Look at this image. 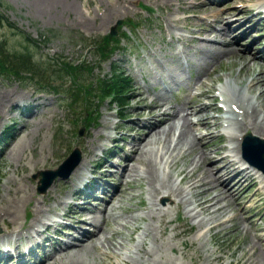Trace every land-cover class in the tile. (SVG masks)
<instances>
[{
  "label": "rangeland",
  "instance_id": "374dc122",
  "mask_svg": "<svg viewBox=\"0 0 264 264\" xmlns=\"http://www.w3.org/2000/svg\"><path fill=\"white\" fill-rule=\"evenodd\" d=\"M165 1L168 0H138V4L135 5L133 4L135 0H52L51 5L42 6L43 0H0V3L4 5V8L0 7V10L8 21L14 23L16 27L23 30L32 38H38L40 33L52 34L49 41L45 43L47 44L46 46L44 44L42 47L29 46V50L34 55L35 61L46 63L48 59L56 55L72 60L84 59L91 66H99V68L93 70V74L99 75L101 73L100 76H103V74H110L112 64L106 62L98 65L93 58L94 53L88 51L87 48L81 47L80 42H76L77 40L80 41V36H87L90 40L102 38V36L108 33L110 26L114 25L117 19L136 14L146 15L142 12L144 6L151 8L154 13L157 12L155 16H158V12H161L162 7L165 6ZM190 1L195 0H188L187 2ZM249 1L251 0H234L229 7L232 8L233 4L245 5ZM170 2L175 4L174 8L176 6L179 9L183 8L188 15L194 13L192 11L195 8L189 7L187 9L188 5L185 2L181 4L182 0H170ZM70 3L72 4L71 7ZM173 12L176 13V11ZM160 15L163 16L162 20H164L168 17L169 13L165 12ZM177 15V18L185 16L178 12ZM158 27L157 20L152 16L141 30H145L142 34L143 40L140 36L138 38L135 37L131 43L133 48L130 52L114 56V60H117L121 64L120 66H123L131 76H133V73L128 61L129 58L137 57V54L141 52L149 55L157 54L155 52H158L159 55L166 59L171 55V48L164 45L161 41ZM14 32V30L8 28L5 24L0 23V39H5L11 46L9 48L13 49L16 46L17 49H20L27 46V43H23L25 36L21 37ZM234 35L236 33L232 32L229 38L226 37V39L233 38ZM191 36L194 37L193 35ZM206 36L214 37L215 34L211 33ZM241 44H243L242 41L236 42V46L240 49H242ZM250 49L252 48L249 47L242 50L245 52ZM219 58L218 61H211L208 64V66H212L210 69H205V71L200 73L203 76L200 91H206L208 87L215 84L213 89L215 90V94H212V96L217 95L222 100H219L218 105H222L223 109L220 110L218 109L219 107H215V113L210 112L209 115L216 120L219 119L220 123L223 122L221 117H225L228 124H231L230 127L235 129L233 120L236 115L243 117L241 115L242 111L245 114L249 107L253 105L258 111L257 116L260 119H264V100L260 104V98H258L261 93L260 97L264 99V93H262L264 85H257L250 91L246 89L243 98H241L234 95L230 91L231 88L225 84V81L228 80L227 78L230 77L231 79L237 77L246 80L247 78L243 76L246 70L244 67L249 66L250 71L248 74L253 73V70L262 72L264 70L263 67L261 65H254L255 62L249 61L248 57L243 59L240 54H234V56L229 57L221 56ZM247 62L250 64L247 65ZM137 67L144 68L143 65H137ZM207 72L208 75L206 74ZM222 73H224V79ZM134 80V88L129 93V103L124 112L128 114L126 117L127 123L124 126L126 130L123 132L126 135V141H119L115 144L118 145L117 152H120L119 148L123 146L124 150L128 149L129 152H127L130 153L133 144V139L130 136L134 135L138 137L142 134V131L138 130L141 123L138 122L137 118L140 117L141 113H147V109L144 110V107L150 104L151 93L159 91L156 85H154L152 78V84H149L144 79L148 86L147 91L150 92L148 94L144 92L145 86L138 83L136 78ZM59 82L54 81L53 83L58 84ZM27 84H20L19 86V82L17 81L0 79V92H11L15 96L13 100L15 106L20 100L21 103L26 104L28 103V99H26L28 97L23 95L30 92V87ZM66 85L72 86L69 83ZM77 85H80V82ZM138 91L143 94L139 96ZM186 93V91L185 93H181L180 98H169L168 104L170 106H181L188 99L185 97ZM19 96L22 97L18 98ZM46 96H49L53 100L50 101L52 105L58 99V97L51 94H47ZM86 104L85 97H80L77 104L78 108L73 113L74 116L70 115L66 107L60 108L57 104L51 106L54 107L53 109L50 108L52 111L45 113H40L43 110L42 106L38 109L32 108L30 112L28 111L29 113L17 108L15 113L19 115L12 114V111L7 112V107H3L0 110V132L4 126L14 124V122L18 123L14 125V132L20 130L19 134L15 135L16 142L9 139V141L0 144V202L4 201L0 205L2 209L0 212L5 213L2 206L8 201L10 204L5 206V208L8 207V210H12L11 204L13 203L15 204V208L19 207L21 213L20 218L16 221V227L28 224L29 218L33 217L31 210L34 205L42 207L39 201L43 200L42 196L44 195L36 192L38 179H33V175L38 170H45L46 167L56 168L74 148H79L82 155V149L84 148V151H86L88 145L91 146L90 139L95 134L102 133L108 136L111 133L113 135V130L111 128L105 129V125L108 124L110 127H114L122 122L116 124L119 107L105 102L99 108L100 117L98 121L92 123L91 127L86 128L83 124L79 123V118L81 115H84L87 109ZM2 105L0 101V106ZM234 108L237 112L234 111ZM35 110L38 112L32 115V112ZM172 110H175V108ZM174 112H176L174 114L176 116L168 127L165 126L164 132L160 134V139L155 144L149 146V150L146 148L142 150V156L145 159L151 158L152 163L155 159L157 161V170L155 169V185L157 187L165 182L174 188H179L178 186L184 188L185 185L180 182V169L187 167V165L190 166L189 168L194 167L196 161L199 159L198 156L203 150L208 152L224 147L227 144V133H225V128H223L221 123L218 127L210 130L211 134L209 138L201 141V143L206 144H202L201 147L196 146V149L190 154H187L185 148L177 150V137L179 136L181 124L184 121L183 118L185 117L191 123H195L196 117H192L190 114L186 116V111H182L181 107H178ZM35 120L37 121L34 122ZM130 121L135 122V124L130 123ZM186 122L188 123L187 120ZM172 124L173 130L169 134L168 128ZM23 125L26 126H24V130L22 131ZM192 129L193 135L196 134L198 137L203 136L202 131L205 129L197 126H193ZM248 129L264 137V133L256 131V129L250 126ZM78 130H82L81 136L76 135ZM114 136H119V134L116 133ZM218 137L222 138L219 142ZM18 140H22V143H24L21 150H19L20 145L17 148L15 147V144L19 142ZM169 141H174V144L169 143ZM109 145L111 146L109 154L106 155V161L108 160V162L116 165L118 164L117 158L112 157L113 152H115V145L111 142ZM3 148L5 150L2 152ZM10 151L13 155H10ZM15 151L16 157L14 156ZM183 153H185V156L181 158ZM102 160H105V158H102ZM173 160H178L176 166L168 168ZM121 162L127 164L123 160ZM211 167L214 169L215 165L211 164ZM205 168H207V165L202 163L200 168H196V174H200V170ZM131 174L132 176L126 180L132 181L135 178L134 182L122 186V196L117 197L119 202L117 199L112 210H110L109 206L107 207L109 211L104 212L106 215H103V221H95L94 217L97 213L92 214L93 218L91 220L93 222L103 224L99 235L100 240L97 242L98 247L96 249L88 247L90 254L86 259L74 254L73 250H69L65 256L61 255L57 257L52 264H250L247 262V257H245L249 250L256 252L253 258L258 257L257 264H264V250H261V246H264V215L261 214L263 222L260 223L259 216H255L258 210H261L258 208L257 212L255 211V207L259 206L260 202L255 203L257 200L256 196L251 197L253 193L251 188L245 192V197H239L232 204L222 193V189L214 188L216 190H212L209 194L210 197L217 194L218 191L222 194L221 200L215 205L220 210L214 213L205 212L200 215L198 213L197 218H192L187 212L189 209L196 208V206L189 196H186V198L193 203L189 202L190 207H187V209L185 205L181 204H177L175 209L173 200H177V198L174 197H171L172 199L170 198V200L164 197V206L161 207L153 202L159 199L157 198L159 194L156 195L147 183V177L150 176L147 166L138 164L137 171ZM121 180L122 178L115 180V185ZM63 184H65V181L56 180L51 187H56V189L57 187L61 188ZM162 192L164 193L165 190H162ZM48 194H51L50 190ZM57 196L64 195L57 194ZM14 197L16 198V202L12 200ZM18 199L21 200V203H19ZM247 199L251 201H247ZM53 205L54 203H51V206ZM48 207L50 208V206ZM157 208H162L161 213L165 225H162L163 221L159 217V214L154 213V210ZM81 214L83 218L85 216L83 215L84 212H81ZM231 217H233L232 221L226 222L216 229L209 230L211 224ZM10 222L12 223V221ZM162 229H164L163 232H161ZM174 229L176 230L174 231ZM109 253H113L112 256H109Z\"/></svg>",
  "mask_w": 264,
  "mask_h": 264
},
{
  "label": "bare ground",
  "instance_id": "6f19581e",
  "mask_svg": "<svg viewBox=\"0 0 264 264\" xmlns=\"http://www.w3.org/2000/svg\"><path fill=\"white\" fill-rule=\"evenodd\" d=\"M183 1L188 5V7H191V8L194 7V4H192L191 2H187V0H183ZM51 3H52V0H43L41 5L47 6V5H51ZM259 3H264V1H260ZM71 6H72V4L70 3V7ZM226 9H229V8L224 7L221 10L220 9L216 10L214 8L202 7V8H195L194 11L195 12H203L207 16L212 15L213 18L219 17L218 23L220 25H225L226 29L228 30L231 25L229 23H225V20H227V18H230L231 16H234L233 15L234 10L227 11ZM236 10H238V9H236ZM201 31L203 33H211V32H213V28L210 25H206V27L201 29ZM225 37H223L221 40H215V39L212 40V45L216 46V44L219 43V44H222L224 46V48H222V49L220 47L216 46L217 47L216 50L212 51V53L214 55L217 54L218 56H220V55L221 56L222 55L223 56H231L234 54L235 49L233 47L229 46V42L226 41ZM209 40L210 39L204 38V39H201V42H207ZM209 51H211V50H209ZM257 85H264V70L261 73L255 74L253 76V78L249 81V83L246 85V87H243V88L239 87V90H237V91L241 94V92H244L245 89L250 91V90L254 89V87H256ZM262 93H264V90L262 91ZM19 97H21V96H19ZM14 98H15V96H13L11 92H0V101L3 104L2 106H0V110L3 109V107H7L8 110H10L12 108V105H13L11 102L14 100ZM259 98H260V104H261L264 99L262 97H259ZM158 100L160 101L159 97H158ZM161 102L162 103H158L156 105H150V108H151L150 110L153 111L156 109H163V103L164 102L163 101H161ZM248 110H249V112L244 117V120H242L241 127H249L250 126L259 132H264V122H262V121H264V119L261 121H258L259 120L258 116H257L258 111L255 109V107L253 105L251 107H249ZM196 112H198V111H196ZM151 116H152V119L157 118L156 120L158 121V123L154 127H146V126L144 127V129H143L144 130V137L142 139H138L135 142L136 146L134 145L135 147L132 148L130 154L127 155V160L131 164L129 166L127 165L126 167H124L122 169V172L125 174L123 177L124 178L131 177L130 174L137 171V165L138 164L147 166L148 172L150 174V176L147 177L148 178L147 183L149 184L150 188L153 189V191L156 195L160 194V190H165L164 193H166L167 195L171 194V195H175V196H178L179 194H182L185 192H190V198L193 197L195 199V203H196L195 205L198 208V213H200V214H203L205 212L214 213V212L220 210V208L215 207V205L218 201L221 200L222 194H220L219 191L217 194H215L212 197H210V194H209V192L211 193L212 190H216L214 188L222 189V193L225 195V197L228 200H230V203L231 204L234 203V201H236V199H233V194L240 187L239 183L241 181V175L235 174L233 172L232 166L235 164V161L230 159V157L228 155L227 156H221L219 149L213 150L209 153H205L204 151H202L200 153V155L198 156L199 159L196 161L194 167L189 168L190 166L187 165V167L180 169V174H181L180 182L185 185V187L182 188L183 191H181L179 189V188H181V186H178L179 188H174L165 182L163 184H160L159 187H157L155 185V173L157 170V161L155 159V160H153V163H152L151 158L145 159V157L142 156V150L145 148L149 150V146H151L152 144H155V142H157L160 139V134H162L164 132V130L161 132L159 127L163 126L164 123H169V121L171 120V117L168 116L167 113H165V110H163L158 115H154L152 113ZM36 121L37 120H35L34 122H36ZM212 121H214V120H212ZM201 122L203 123L202 125H204V126L210 124L207 122V120H201ZM198 124L201 125L200 123H198ZM192 126L193 125L189 121L187 123L184 120L181 124L179 136L177 137L178 143L176 145V149L178 150V149L186 148L187 154H190L191 152H193L196 149V146L198 145L197 137L193 136L192 132H191ZM172 130H173V126L168 128L169 134L172 132ZM97 135H98L97 137H100L99 134H97ZM107 139H110V138L108 137ZM233 139H236V136H233ZM169 143L174 144V141H169ZM16 144H15V147L17 148L18 145H20L19 150H21L22 145L24 143H22V140H21V141L17 142ZM94 145H95V143H94ZM10 155H13L11 151H10ZM212 155L217 157V162L212 161L213 160ZM14 156L16 157V151H15ZM87 156L89 158H92L93 152H91V151L87 152ZM175 161L176 160H173V164L176 166L177 162H175ZM82 162H85V160L83 159ZM202 163H205L207 165V168L200 170V174H196V170H197L196 168H200ZM173 164L171 163V165H169L168 168L172 167ZM211 164L216 165L217 166L216 169H212ZM81 168H82V166L80 167V170H81ZM80 176H82V175L79 171L77 174V177L79 178V180L81 178ZM224 177L227 178L226 180H229V179L235 180V183L233 184V187H232L234 189L233 192H231V188H228V186H227L228 184H227L226 180L225 181L221 180ZM129 182L130 181L125 180L123 182V186L128 185ZM121 184H122V182H121ZM122 193H123L122 190H120V188H118L115 196L116 197L122 196ZM15 197L12 200L16 202ZM116 197L113 196L108 201V204L110 205L111 209L114 206L113 199H116ZM18 201H19V203H21V200L18 199ZM3 202L4 201H1L0 205H2ZM118 202H119V199H118ZM7 203L2 206V208H4V210H5V213L0 212V221H5L6 219H8V220L16 223V221H18V219L20 218V213H21L20 209H19V207L15 208V204L13 203V204H11L12 210H8V207L5 208V206H8L10 204V202L8 204ZM1 210L2 209L0 208V211ZM33 211H34V215H35V220L40 219L42 212L44 211V208L39 207L38 205H34ZM6 213H7V215H6ZM187 213L189 214V216L194 215L193 211H191V210H188ZM232 220H233V217L226 219V220L216 222V223L212 224L210 229L212 230V229H216L218 227H221L226 222H230ZM95 221H97V217H95ZM86 222H87V220H82L81 224H85ZM98 227L102 228L100 225L97 226V224L95 223L94 228H96L99 231ZM98 231L92 232V233H88V232H84V231L78 232L77 235L81 236V237H79L77 239L75 245H73V247H72L73 253L77 254L79 257H81L83 259H86L90 254V250L88 247H93L94 249H96L95 241L97 239L99 240V237L97 236ZM163 231H164V229H162L161 232H163ZM173 249H174V247H173ZM147 254H148V252H147ZM255 254H256V252H254L253 250H249L247 252V254L245 255V257H247V262H249L250 264H257L258 263L257 262L258 257H255V259L253 258V256H255ZM148 256H150V255H148Z\"/></svg>",
  "mask_w": 264,
  "mask_h": 264
},
{
  "label": "trees",
  "instance_id": "16d2710c",
  "mask_svg": "<svg viewBox=\"0 0 264 264\" xmlns=\"http://www.w3.org/2000/svg\"><path fill=\"white\" fill-rule=\"evenodd\" d=\"M99 49L101 50V49H103V47H99ZM14 57L15 56H13L12 59ZM16 62H17V64H16V70H17L18 67L22 66L26 62V59H25V57L18 56ZM5 66H6V64H5L3 56H2V46L0 45V67H5ZM80 66L84 67V65L72 66V64H70L68 68H70V70L74 71L77 68H81ZM119 78H120V75H116L112 79V81L108 82V92H106V93L109 95L111 93H113V94L116 93V95L118 97L117 100H120L121 102H123L122 99L124 97V90H123V86L119 82ZM117 85L121 87L122 94H120L121 92H120L119 87Z\"/></svg>",
  "mask_w": 264,
  "mask_h": 264
},
{
  "label": "water",
  "instance_id": "95a60500",
  "mask_svg": "<svg viewBox=\"0 0 264 264\" xmlns=\"http://www.w3.org/2000/svg\"><path fill=\"white\" fill-rule=\"evenodd\" d=\"M75 154H73L68 160H70ZM263 160V159H262ZM264 161V160H263ZM68 161H65V163H67ZM260 162V161H259ZM258 167H260L261 169H264V166L262 165V163L260 162V164H257ZM51 174V173H50ZM43 181L45 180V175L43 174ZM66 176V174L64 175Z\"/></svg>",
  "mask_w": 264,
  "mask_h": 264
}]
</instances>
